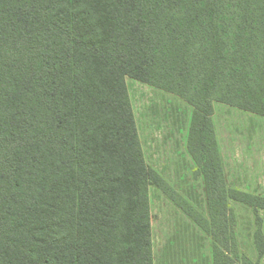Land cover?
<instances>
[{
  "label": "trees",
  "instance_id": "trees-1",
  "mask_svg": "<svg viewBox=\"0 0 264 264\" xmlns=\"http://www.w3.org/2000/svg\"><path fill=\"white\" fill-rule=\"evenodd\" d=\"M127 78L193 107L187 149L211 222L188 213L224 226L213 264H239L228 200L264 198L227 190L214 104L264 116V0H0V264H154L162 183Z\"/></svg>",
  "mask_w": 264,
  "mask_h": 264
},
{
  "label": "rangeland",
  "instance_id": "rangeland-1",
  "mask_svg": "<svg viewBox=\"0 0 264 264\" xmlns=\"http://www.w3.org/2000/svg\"><path fill=\"white\" fill-rule=\"evenodd\" d=\"M126 84L146 163L162 183L150 188L154 264H213L212 233L220 234L224 226L206 231L188 213L211 222L204 179L187 149L193 107L141 81L127 78ZM213 124L227 190L264 198V116L215 103ZM227 205L226 222L236 239L230 250L237 251V262L248 258L264 264V240L257 238L264 235V210L232 199Z\"/></svg>",
  "mask_w": 264,
  "mask_h": 264
}]
</instances>
